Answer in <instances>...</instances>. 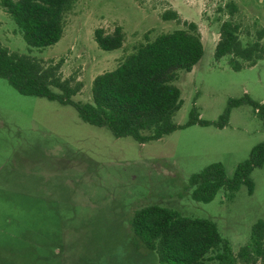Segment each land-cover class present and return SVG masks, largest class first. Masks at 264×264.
Instances as JSON below:
<instances>
[{"label":"rangeland","instance_id":"1","mask_svg":"<svg viewBox=\"0 0 264 264\" xmlns=\"http://www.w3.org/2000/svg\"><path fill=\"white\" fill-rule=\"evenodd\" d=\"M170 12L176 19L163 20ZM226 21L243 45L258 38L264 50V0H76L59 41L41 50L28 49L0 10V45L56 66L55 75L75 89L70 99L88 104L94 77L115 69L138 45L193 24L202 57L172 82L181 105L171 122L182 126L191 109L216 122L228 100L264 104V54L252 67L213 58ZM115 26L124 34L121 48L101 51L93 31ZM232 60L242 68L232 70ZM261 143L264 121L248 105L231 109L221 129L193 125L140 145L82 123L68 105L21 96L0 79V264H156L154 255L134 247L128 225L135 210L151 205L212 221L235 254L251 226L264 220V162L250 172L251 193L240 185L231 199L218 191L207 203L195 202L188 179L219 163L229 180Z\"/></svg>","mask_w":264,"mask_h":264},{"label":"trees","instance_id":"2","mask_svg":"<svg viewBox=\"0 0 264 264\" xmlns=\"http://www.w3.org/2000/svg\"><path fill=\"white\" fill-rule=\"evenodd\" d=\"M76 0H0V10L15 25L28 49L41 50L57 43L63 32V18ZM229 14L235 11L228 5ZM176 19L175 13L163 14L162 19ZM186 29L161 33L152 41L138 45L132 53L109 72L93 78L90 103L80 104L70 98L75 89L56 75V66L43 67L28 55L9 52L0 45V79L21 96H31L70 106L84 124L104 128L114 138H130L137 144L156 141L177 129L193 125L223 128L231 109L250 106L256 117L264 121V104L247 97L228 100L216 122L200 120L195 109L189 112L182 126L171 122L181 105L179 92L172 82L178 70L189 71L201 59L203 47L193 24ZM124 34L119 26L110 33L93 31V42L104 52L121 48ZM256 42L243 45L237 27L231 21L222 22L213 58L230 56L252 67L264 54ZM232 60L231 69L241 64ZM56 90L57 92H54ZM264 162V143L251 148L248 157L239 163L231 179H226L222 166L212 163L188 179L191 199L207 203L218 191L231 199L240 185L248 194L253 169ZM129 230L134 247L154 255L156 264H264V220L251 226L248 243L233 254L221 239L216 225L207 219L182 217L176 212L156 205L133 212ZM55 262V255L48 260ZM97 264L82 259V264Z\"/></svg>","mask_w":264,"mask_h":264}]
</instances>
